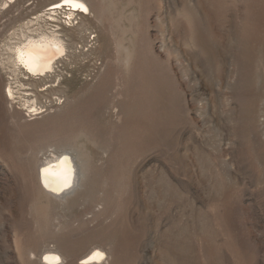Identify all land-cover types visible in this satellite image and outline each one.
Instances as JSON below:
<instances>
[{"label": "rangeland", "instance_id": "374dc122", "mask_svg": "<svg viewBox=\"0 0 264 264\" xmlns=\"http://www.w3.org/2000/svg\"><path fill=\"white\" fill-rule=\"evenodd\" d=\"M56 1L0 0V264H264V23L235 29L260 0H83L40 20L66 43L57 77L18 74L8 100L12 33ZM48 150L81 168L65 198L38 187Z\"/></svg>", "mask_w": 264, "mask_h": 264}, {"label": "bare ground", "instance_id": "6f19581e", "mask_svg": "<svg viewBox=\"0 0 264 264\" xmlns=\"http://www.w3.org/2000/svg\"><path fill=\"white\" fill-rule=\"evenodd\" d=\"M259 2L261 4L259 9L255 8V10H252L254 5L250 4L243 12L244 20L242 19L240 25L235 28L237 36L243 34L249 36L253 35V33H255L258 29L257 26L264 23V0H260ZM63 8L68 10L67 16L69 18L74 15L75 11L80 13L89 12L88 5L83 0H59L49 4L42 14H37L33 17V19L24 23L20 29L12 33L13 36L11 39L14 41L8 46V49L11 51V62L13 68L10 70L11 81L6 83L4 88V96L8 100L14 99V89L15 87H18L16 84L18 82V74L24 75L26 76V79L31 80V83L29 84L33 87H35V84L38 82H44L45 80L50 81L53 77H57L56 71L58 70L60 63H62L67 56L66 43L64 41L63 34L60 32L61 28L59 25L55 24L53 26L46 27V23L41 25L40 20L44 21L45 16H56V14ZM189 35L198 47L199 62H201L204 69H209V47L206 45L202 37H199L196 30L191 29L189 31ZM219 69L220 66L216 65L215 70L217 73ZM211 71L213 70L210 67L209 73L207 72L209 79L211 78ZM22 85L23 84H20V86ZM163 98L165 100L161 105L165 106V109L168 106L171 108L173 100L169 98L166 100L165 96H163ZM27 102L28 100L25 101V103ZM165 102L167 103L166 105L164 104ZM254 102L256 105L254 106L253 113L261 115L263 117V123L264 107L260 109L259 107L257 108V106L260 105L259 103L264 105V98L257 97ZM258 122L260 124L261 119L258 120ZM251 127L252 126L250 124H247L246 129L248 132L253 130V127ZM39 154H37L36 157V180L39 189L43 193L52 197L65 198L68 194L74 191L80 178L82 177V171L79 164L76 162V156L72 155L68 151L55 153L54 151L48 150L47 152H40ZM104 257L105 254L103 251L95 249L84 254L80 258L79 264L99 263L104 259ZM59 260L60 256L51 250L45 251L41 257V261L44 264H57Z\"/></svg>", "mask_w": 264, "mask_h": 264}]
</instances>
